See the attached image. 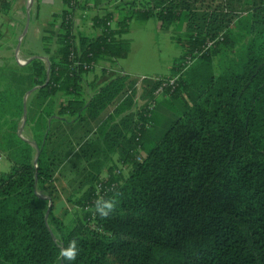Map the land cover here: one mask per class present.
Returning <instances> with one entry per match:
<instances>
[{
	"label": "trees",
	"instance_id": "obj_1",
	"mask_svg": "<svg viewBox=\"0 0 264 264\" xmlns=\"http://www.w3.org/2000/svg\"><path fill=\"white\" fill-rule=\"evenodd\" d=\"M63 5L42 36L48 63L0 92V264H64L72 240L74 264H264V0ZM152 18L181 32L171 75L99 83L128 55L130 22ZM164 83L174 115L154 138Z\"/></svg>",
	"mask_w": 264,
	"mask_h": 264
},
{
	"label": "rangeland",
	"instance_id": "obj_2",
	"mask_svg": "<svg viewBox=\"0 0 264 264\" xmlns=\"http://www.w3.org/2000/svg\"><path fill=\"white\" fill-rule=\"evenodd\" d=\"M29 4V0L27 1ZM40 0H33L31 7L38 10ZM63 3L60 0H56L54 3L46 4L43 1L39 22L50 21L52 19L53 12H59L63 8ZM241 5H239L240 7ZM38 12V11H37ZM89 10V16H91ZM33 22V21H32ZM31 22V23H32ZM89 34V30L86 32ZM181 32L175 26L169 29L161 28L160 22L155 19H149L147 21H141L138 19L130 22L129 31L125 34V37L131 40V48L128 55L125 58L118 60V64L114 65L111 75L104 76L99 80V83H103L107 79H110L115 74L119 73L117 70L123 68L124 71L137 78L144 77H156V76H169L172 73L174 62L183 53V47L177 42L176 36L180 35ZM24 43L22 44V47ZM51 47L55 50V46L51 43ZM44 62L48 63V58H43ZM115 66H117L115 68ZM100 75L99 69L95 72ZM88 80L91 81L94 78L93 73L88 74ZM101 78V77H100ZM167 98L169 95L163 92L161 96L157 97V112L158 121L155 125V133L153 137L157 138L163 133L161 122L163 118L173 117V110L171 105L168 104ZM180 103L177 102L176 106ZM111 110V109H110ZM27 130H24L25 135ZM150 136V138L152 137ZM146 155L144 151L140 152L141 158ZM122 169L123 174L127 176L131 167L118 164ZM0 168L3 171H8L10 168V162L7 160L5 155L0 157ZM61 211L60 207L57 208V213ZM67 222H70L67 218Z\"/></svg>",
	"mask_w": 264,
	"mask_h": 264
},
{
	"label": "crops",
	"instance_id": "obj_3",
	"mask_svg": "<svg viewBox=\"0 0 264 264\" xmlns=\"http://www.w3.org/2000/svg\"><path fill=\"white\" fill-rule=\"evenodd\" d=\"M27 1L0 0V92L12 91L20 94L21 90L28 85L26 76L27 63L38 56L42 59L48 58V55L43 50L42 36L44 32L58 28V26H50L52 19L39 22L43 1H46V4L49 5V3H54L56 0H40L38 12L34 7H31L32 3H30V0L29 4ZM8 2H10V6H6ZM60 2L63 3V0H60ZM90 11L91 16L96 13L94 9ZM59 12H53V14ZM91 16H89L88 10L86 15L81 13L78 16L79 18H77L78 28L85 33L87 30H89V33L92 32ZM23 43L24 46L22 47ZM54 46L56 49L57 46ZM52 50H54L53 47ZM18 58L25 60L26 63H20ZM110 65L107 64L106 66L109 68L111 67ZM112 70H109L110 75ZM118 70L124 71L123 68ZM28 95L29 91L25 93L24 98L27 99Z\"/></svg>",
	"mask_w": 264,
	"mask_h": 264
},
{
	"label": "clouds",
	"instance_id": "obj_4",
	"mask_svg": "<svg viewBox=\"0 0 264 264\" xmlns=\"http://www.w3.org/2000/svg\"><path fill=\"white\" fill-rule=\"evenodd\" d=\"M118 207V200L116 198L98 199L95 202L96 213L104 218L109 217ZM79 248L77 241L72 240L67 247L59 252V257L63 259L64 264H74L79 255Z\"/></svg>",
	"mask_w": 264,
	"mask_h": 264
},
{
	"label": "built area",
	"instance_id": "obj_5",
	"mask_svg": "<svg viewBox=\"0 0 264 264\" xmlns=\"http://www.w3.org/2000/svg\"><path fill=\"white\" fill-rule=\"evenodd\" d=\"M81 13H83L84 15H86V14L88 13V10H85V11H83V12H81ZM211 44H212V43L209 42V43H208V46H210ZM18 59H19L20 63H26L25 60L20 59V58H18ZM171 82H173V81H171ZM167 85H168V83H164V84H162V86L157 90V94H161V93H163L164 90H165V87H166Z\"/></svg>",
	"mask_w": 264,
	"mask_h": 264
},
{
	"label": "water",
	"instance_id": "obj_6",
	"mask_svg": "<svg viewBox=\"0 0 264 264\" xmlns=\"http://www.w3.org/2000/svg\"><path fill=\"white\" fill-rule=\"evenodd\" d=\"M33 0H30V3H32ZM25 122H26V115L24 117V122H23V125L21 126L20 130H19V133L21 134V136L23 137L22 135V132H23V129H24V125H25ZM37 163V158L35 159V164ZM48 217V215L46 216Z\"/></svg>",
	"mask_w": 264,
	"mask_h": 264
}]
</instances>
